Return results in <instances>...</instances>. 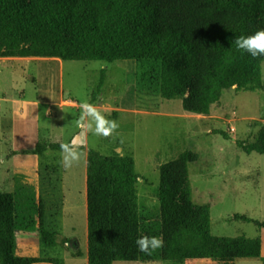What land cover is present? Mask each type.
I'll list each match as a JSON object with an SVG mask.
<instances>
[{
	"label": "rangeland",
	"instance_id": "1",
	"mask_svg": "<svg viewBox=\"0 0 264 264\" xmlns=\"http://www.w3.org/2000/svg\"><path fill=\"white\" fill-rule=\"evenodd\" d=\"M29 3L19 1L23 7ZM261 13L259 9L257 15ZM63 57L60 61L0 58V158L4 160L0 189L13 192L16 253L87 264L90 149L133 156L139 237H161L159 165L190 146L202 153L198 163H189L192 197L207 204L209 212L196 220L179 219L177 225L185 227V236L165 254L162 248L150 255L139 251L137 260L112 264H264V227L236 217L264 220V153L241 147L242 142H252L264 125V56L242 60L223 77L236 74L248 61L260 60L263 87L224 88L208 114L186 111L180 96L165 98L139 83L138 63L152 59L147 56ZM182 61L178 57L177 63ZM85 102L118 121L113 136H96L78 123ZM74 138L83 139L85 146L79 163L70 169L62 166L60 149L32 151L39 141L69 143ZM24 181L35 183L38 195L36 223L27 226L21 222ZM238 235L259 238L261 255L236 257L233 241Z\"/></svg>",
	"mask_w": 264,
	"mask_h": 264
},
{
	"label": "trees",
	"instance_id": "2",
	"mask_svg": "<svg viewBox=\"0 0 264 264\" xmlns=\"http://www.w3.org/2000/svg\"><path fill=\"white\" fill-rule=\"evenodd\" d=\"M19 1L0 0V57L147 56L152 59L138 63L139 83L165 98L180 96L184 110L201 114L210 112L224 88L263 87L260 60L248 61L236 74L202 86L181 79L159 61L186 77L215 76L251 57L237 49L235 39L264 29V0H29L26 7ZM259 9L262 13L257 15ZM62 143L39 141L32 151L60 149ZM241 147L264 153V125L252 142H242ZM201 157L200 151L188 146L159 165L164 254L183 241L185 227L177 225L179 219L196 220L209 212L207 204L193 199L189 183V163H198ZM136 183L132 155L88 151L87 264L138 259ZM21 210L22 224L36 223L38 195L33 182L22 183ZM236 217L264 227V220ZM15 234L13 192L0 189V264H65L58 256L18 255ZM261 250L259 238L235 237L236 257L257 258ZM74 253L80 254L79 249Z\"/></svg>",
	"mask_w": 264,
	"mask_h": 264
},
{
	"label": "clouds",
	"instance_id": "3",
	"mask_svg": "<svg viewBox=\"0 0 264 264\" xmlns=\"http://www.w3.org/2000/svg\"><path fill=\"white\" fill-rule=\"evenodd\" d=\"M235 45L242 53L246 52L252 57L264 56V29L258 30L251 35H241L235 39ZM81 116L79 124L87 131L93 132L96 136L111 137L117 132L119 123L110 120L93 104L85 102L80 105ZM84 141L81 138H74L69 143L60 144L61 164L65 169H70L74 164L79 163ZM0 158V164H3ZM136 245L141 253L150 255L156 249L162 248L164 241L159 236H140L136 240Z\"/></svg>",
	"mask_w": 264,
	"mask_h": 264
},
{
	"label": "bare ground",
	"instance_id": "4",
	"mask_svg": "<svg viewBox=\"0 0 264 264\" xmlns=\"http://www.w3.org/2000/svg\"><path fill=\"white\" fill-rule=\"evenodd\" d=\"M134 56H138V55H114V56H110V55H104V57H118V58H123V57H134ZM0 58H9V59H13L16 57H0ZM17 58H53L54 60L60 61L61 59H63V56H58V57H17ZM242 61V60H241ZM241 61H239L238 63H236L235 65H233L232 67H230L229 69L215 75V76H191V77H186L183 76L181 74H178L172 67L167 66V68L169 70H171V72H173L174 74H176L177 76H179L181 79H185V80H189L192 84L197 85V86H202L204 84H207L211 81H218L220 80V78H223L224 76H226L227 74L235 71L239 66Z\"/></svg>",
	"mask_w": 264,
	"mask_h": 264
},
{
	"label": "crops",
	"instance_id": "5",
	"mask_svg": "<svg viewBox=\"0 0 264 264\" xmlns=\"http://www.w3.org/2000/svg\"><path fill=\"white\" fill-rule=\"evenodd\" d=\"M27 226V225H26ZM15 230H16V228H15ZM15 240H16V234H15ZM235 246V240L233 241V247ZM83 250L81 249V252H82ZM15 253H16V242H15ZM235 254V253H234ZM35 263H41V262H35ZM33 264V263H32Z\"/></svg>",
	"mask_w": 264,
	"mask_h": 264
},
{
	"label": "water",
	"instance_id": "6",
	"mask_svg": "<svg viewBox=\"0 0 264 264\" xmlns=\"http://www.w3.org/2000/svg\"><path fill=\"white\" fill-rule=\"evenodd\" d=\"M163 65H165L166 67L168 66V65H166L164 62H162V61H160ZM179 74V73H178ZM184 76V75H183ZM186 81H189V80H186ZM215 82V81H214Z\"/></svg>",
	"mask_w": 264,
	"mask_h": 264
}]
</instances>
